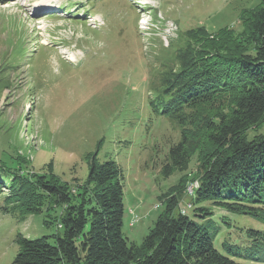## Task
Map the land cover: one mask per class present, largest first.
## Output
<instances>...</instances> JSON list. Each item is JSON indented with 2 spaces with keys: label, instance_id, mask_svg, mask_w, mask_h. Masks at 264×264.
Returning <instances> with one entry per match:
<instances>
[{
  "label": "rangeland",
  "instance_id": "374dc122",
  "mask_svg": "<svg viewBox=\"0 0 264 264\" xmlns=\"http://www.w3.org/2000/svg\"><path fill=\"white\" fill-rule=\"evenodd\" d=\"M2 1L0 66L13 53L11 43L15 53L24 48L27 54L11 56L18 67L0 71V163L21 167L13 159L18 153L27 160L24 173L53 178L75 193L87 184L93 159L97 166L115 162L123 187L122 230L139 246L164 208V194L184 175L191 179L197 165L195 153L186 172L164 174L180 134L161 113L160 74L177 67L175 56L187 30L236 28L239 12L261 0H49L52 9L41 13L32 10L40 0ZM8 23L11 32L2 29ZM263 130H250L245 137ZM3 188L0 264H11L20 251L18 239L61 232L62 207L21 212L5 203L9 187ZM173 191L181 197L180 211L194 202L179 187ZM202 206L212 216L197 217L191 209L186 214L214 238L223 255L231 257L230 251L257 239L251 230H264L247 216ZM130 211L137 216L133 224Z\"/></svg>",
  "mask_w": 264,
  "mask_h": 264
},
{
  "label": "trees",
  "instance_id": "16d2710c",
  "mask_svg": "<svg viewBox=\"0 0 264 264\" xmlns=\"http://www.w3.org/2000/svg\"><path fill=\"white\" fill-rule=\"evenodd\" d=\"M9 26L2 29L11 32ZM10 49L15 58L27 54L24 48L15 53L12 43ZM10 57L0 71L18 67ZM175 58L177 67L160 74L161 113L180 134L170 149L164 174L186 172L197 153L194 176L184 175L176 186L183 191L189 180L198 182L192 195L186 194L187 187L183 191L194 197L193 215L212 216L202 206L209 203L264 225V130L250 140L245 137L250 130L264 129V0L241 10L236 28L187 30L185 45ZM15 157L19 168L0 163V192L4 184L9 187L5 203L12 202L26 213H40L44 205L47 210L62 207V213L58 218L61 232L51 236L54 243L49 242L51 237L20 238V251L11 264L264 263V230H251L257 239L236 253L227 250L231 257L223 255L203 227L180 213L176 187L164 194L162 212L137 246L128 242L122 230L123 187L115 162L97 166L93 159L87 184L72 193L73 186L24 173L22 165L27 160L18 153Z\"/></svg>",
  "mask_w": 264,
  "mask_h": 264
},
{
  "label": "built area",
  "instance_id": "2783aa9c",
  "mask_svg": "<svg viewBox=\"0 0 264 264\" xmlns=\"http://www.w3.org/2000/svg\"><path fill=\"white\" fill-rule=\"evenodd\" d=\"M194 188H198V182H196L194 184H190V186L188 188V191H187V195H192L193 191H194ZM130 213L132 214L131 222L133 224L134 222L137 221V216L133 212H130ZM181 214H184L183 210L181 211Z\"/></svg>",
  "mask_w": 264,
  "mask_h": 264
},
{
  "label": "bare ground",
  "instance_id": "6f19581e",
  "mask_svg": "<svg viewBox=\"0 0 264 264\" xmlns=\"http://www.w3.org/2000/svg\"><path fill=\"white\" fill-rule=\"evenodd\" d=\"M50 1L49 0H40V1H38V6L39 7H46L47 6V4L49 3ZM141 3V2H140ZM152 3V2H151ZM141 23H142V21H141ZM194 184V183H193ZM190 186V185H189ZM189 186H188V188H189ZM188 188H187V191H188ZM197 188H194V190H196ZM195 192V191H194ZM187 194V193H186ZM58 226V225H57Z\"/></svg>",
  "mask_w": 264,
  "mask_h": 264
}]
</instances>
